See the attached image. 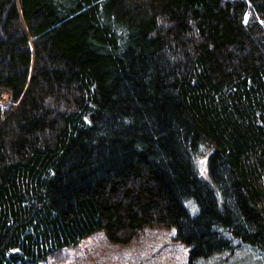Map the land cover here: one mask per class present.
I'll list each match as a JSON object with an SVG mask.
<instances>
[{
	"label": "trees",
	"instance_id": "1",
	"mask_svg": "<svg viewBox=\"0 0 264 264\" xmlns=\"http://www.w3.org/2000/svg\"><path fill=\"white\" fill-rule=\"evenodd\" d=\"M0 90V264L264 254V0H0Z\"/></svg>",
	"mask_w": 264,
	"mask_h": 264
},
{
	"label": "rangeland",
	"instance_id": "2",
	"mask_svg": "<svg viewBox=\"0 0 264 264\" xmlns=\"http://www.w3.org/2000/svg\"><path fill=\"white\" fill-rule=\"evenodd\" d=\"M12 94L0 90V107L7 108ZM207 155H200L197 163L203 176L207 173ZM193 212V202L187 203ZM195 214V212H193ZM176 230H149L142 239L130 244L108 240L104 233L85 239L77 247L66 249L48 260L50 264H189L191 248L174 239ZM195 264H264V254L242 245L229 256L217 255Z\"/></svg>",
	"mask_w": 264,
	"mask_h": 264
}]
</instances>
